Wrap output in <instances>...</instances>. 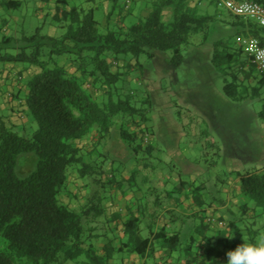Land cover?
<instances>
[{"label": "trees", "instance_id": "obj_1", "mask_svg": "<svg viewBox=\"0 0 264 264\" xmlns=\"http://www.w3.org/2000/svg\"><path fill=\"white\" fill-rule=\"evenodd\" d=\"M206 1L215 6L212 14L200 13L187 0H150L147 14L126 25L122 19L131 11L126 0L122 7L112 0L107 24L101 25L95 18L96 7L69 6L68 0H55L52 20L64 28L60 36L43 34L38 26L31 34L15 37L5 29L9 16L1 17L0 62L27 64L31 70L23 88L18 87L10 97L26 106L36 127L30 136L21 135L14 125L4 123L0 113V264H63L82 255L87 257L85 264H117L115 255L125 250L143 259L158 249L171 255L177 252V262L183 259L181 264H225L228 251L243 242L256 241L264 227V220L260 221L264 216V171L257 169L235 174L245 200L227 212L224 228H212L206 212L211 202L203 192L204 182L189 190L186 196L199 208L193 217L198 219L194 227L201 236L200 244L194 246L195 236L174 227L155 229L158 211L151 210L145 199H139L137 211L130 208L124 218L113 214V220L121 219L123 224L124 235L118 244H114L118 237L109 238L106 231L95 234L98 225L103 231L104 223L110 221L105 219L104 205L112 188L128 181L140 189L148 182L141 176L144 169H162L152 162L157 160L159 149L145 101L137 105L136 91L125 89L132 57L171 50L173 64L179 65L182 46L189 44L193 35L201 34L200 44L209 41L210 62L223 77L224 94L234 101L262 100L260 115L264 119V70L251 62L243 43L252 40L264 47V27L219 6L221 0ZM250 1L264 7V0ZM21 5L22 0H0L6 12ZM114 13L123 15L119 22L110 24ZM165 15H169L166 20ZM207 134L203 129L200 136ZM114 136L136 158L141 155L140 159L146 160L128 171L127 178L107 161L109 152L99 151V146L106 147ZM83 140L87 146L79 144ZM207 145L219 148L213 141ZM25 152L36 155V164L29 174L18 177L17 158ZM72 173L81 179L87 177L83 183L87 194L78 209L59 200L67 192ZM187 182L181 179L168 194ZM152 193L157 205L154 187ZM168 214L172 220L177 217L173 211ZM218 218L224 221L222 216Z\"/></svg>", "mask_w": 264, "mask_h": 264}, {"label": "rangeland", "instance_id": "obj_2", "mask_svg": "<svg viewBox=\"0 0 264 264\" xmlns=\"http://www.w3.org/2000/svg\"><path fill=\"white\" fill-rule=\"evenodd\" d=\"M102 1L99 0V3L94 4L88 0H68V5L78 4L84 8L96 7L95 18L103 25L106 10L111 8V1L107 3ZM149 1L136 0L132 4L131 14H127L125 17V24L136 23L144 17L148 11L147 2ZM38 2L39 0H22L20 7L8 12L10 17H15L10 22L9 34L15 37H20L22 33L31 34L38 26L42 27L41 32L43 34L51 36H60L64 32V28L53 22L48 6H43L40 9ZM123 3L124 0H118L119 7H122ZM214 11L215 6L212 4H207L206 11L203 10V6L199 7L200 13L212 14ZM168 17L169 15H165L164 19L166 20ZM201 39V34H195L190 38L189 44L182 46L183 60L179 65L173 64V52L171 50H155L154 56L151 57L146 53L141 54L137 59L132 57V67L128 68L127 75L129 82L125 84V89L133 88L136 91L137 105L140 106L141 101H145L143 105L147 108L150 125L153 126L156 134L161 136L156 142L157 149H159L157 160L152 161L151 159V161L161 167L164 172L173 175L180 173L185 179L188 178L187 175L189 174L195 175L192 174L195 171L198 172L196 175L199 180L209 181L211 179L212 183H219L218 178L226 181L230 177V175L225 174L228 164L236 168L248 169L262 156L264 142L254 139L253 134L260 129L262 120L260 110L263 107V102L260 99L234 101L224 94L223 77L216 72L210 62L209 41L200 44ZM128 57L131 58V56ZM0 65L6 67L12 65L15 69H20V77L16 81L22 86L25 85L31 72L27 64L0 62ZM121 65H123L122 62ZM14 73L10 72L12 78L16 77ZM3 91L4 89L0 92V100L3 95L6 96V99L10 97V93L3 94ZM5 92H7L6 89ZM23 92L19 96L22 99L24 97ZM14 101L15 120L6 119L4 110L0 107L3 121L7 126L14 125L12 128L19 134L30 136L36 124L26 106L23 103L20 104L17 98ZM182 126H184L183 134L179 131ZM198 126L200 130H207L219 147L218 149L210 148L207 145L210 141L201 140V137L197 147L189 145L190 141L195 143L193 130L194 127ZM84 139L90 141V138ZM99 151L102 153L109 152L107 161H112L114 168L122 170L125 174L137 165H141L142 162H146V160L140 159L141 155L136 158L131 149L116 136L109 139L106 147L99 146ZM35 164L36 155L34 153H21L17 158L15 173L18 177H24L34 169ZM191 171L192 173H189ZM72 175L75 174L72 173ZM72 175L69 177L67 192L60 195L59 200L72 209H78L85 201L84 198L87 194V190L83 187L87 177L79 178L77 182L71 183ZM140 180V178H136L139 184ZM130 183L128 181L123 182V185L112 188L108 192L109 201L115 211L118 208H124L125 202L122 194L136 190L135 187L130 186ZM210 213L207 211V215L211 216ZM105 219L103 217V222ZM262 220H264V216L260 221ZM107 224L104 223L106 229L104 228L103 231L99 229L98 225L95 228V234L106 231L109 238L118 237L114 243L118 244L122 238L121 235H118L120 227H114L116 224L111 222L113 227L111 225V228L107 229ZM261 233H264V227ZM96 241H99V237ZM91 243L94 244L95 239ZM193 245L197 244L193 243ZM2 246L3 243L0 240V248ZM95 248L97 253L98 248L96 246ZM195 248L193 247V250ZM131 254L125 250L115 256H125V260H129L133 257ZM173 255L175 256V254ZM132 261L134 260L131 258L129 262L132 263ZM86 262L87 257L82 255L77 260H67L63 264H85ZM117 264H123V261L119 260ZM170 264L178 263L174 261Z\"/></svg>", "mask_w": 264, "mask_h": 264}, {"label": "crops", "instance_id": "obj_3", "mask_svg": "<svg viewBox=\"0 0 264 264\" xmlns=\"http://www.w3.org/2000/svg\"><path fill=\"white\" fill-rule=\"evenodd\" d=\"M98 1V0H97ZM108 1L112 0H103L102 2L107 3ZM117 5L118 0H115ZM136 0H131V3L129 5V8L131 9L132 4ZM187 4L189 6H197L198 10L199 7L203 6V10L206 11L207 9V4H209L208 1L206 0H187ZM38 8H42L43 6H48V9L51 11V15L54 13V6H55V0H49L47 2L40 1L38 2ZM148 8V7H147ZM109 10H106V13ZM131 14V11L128 13ZM10 15V14H9ZM8 12L3 10V8L0 6V21L2 16L8 17ZM123 15V14H122ZM120 14L114 13L110 20L109 23H117L120 21V18L122 17ZM124 18L122 19L125 23V17L127 14H124ZM11 16V15H10ZM9 16V22L7 26H5L6 32H9V27H10V22L12 21L13 18L15 17H10ZM107 24V18L105 17V21L103 22V25ZM10 72H15L14 74H19L20 75V69L17 70L15 69L14 66L9 65H0V92L2 89L4 91L2 92L3 94H9L13 91H15L18 87H22L16 80V77L12 78L10 76ZM15 76V75H13ZM18 78V76H17ZM23 88V87H22ZM5 89L7 92H5ZM8 89V90H7ZM6 96H2L0 100V107L4 110V117L8 119L9 121H14L15 120V101L13 98L9 97L8 99L5 98ZM9 100V101H7ZM198 125V124H197ZM180 133L183 134L184 132V126L181 127V130H179ZM203 131V129L200 130L199 126L194 127L193 132H195V143H192L191 141L189 142V145H193V147H197L199 138L201 137L200 134ZM161 136H156V141L159 140ZM253 138L262 142H264V119L262 118L261 120V125L260 129L258 130L257 133L253 134ZM206 139L207 141H213L212 137L207 134L206 136H202L201 140ZM81 146H87L86 140H83L79 143ZM262 156L259 158V160L254 162V165L251 166V168H243V167H233L231 164H228L226 167V173L227 175H230L225 180L219 179V183H212V180L210 179L209 181L206 180H199L198 172L192 171L189 173L195 174V175H187L188 178L185 179L183 178L182 175H173L168 172H164L163 169L157 170V171H152L150 168H146L143 170V174L141 176H146L147 181L146 183L142 184L140 189H137L135 191H129L128 194H122L124 196V208H118L117 211L114 210L113 205L109 200L106 201L105 203V217L110 221H108L107 224V229L111 228V222H114L116 225L114 227H120L119 229V234L121 237H123V224L121 222V219L113 220V214L115 213H120V215L124 218L128 211L133 209L134 211L136 210V207L138 206L139 199H145L147 201V204L149 208L156 209L157 212V221L155 224V229H158L161 226H166L167 228L174 227L175 229L180 230L181 233L186 232L188 236H195L196 244H200L201 242V236L200 234H196L197 228L194 227L197 225V218H194L193 216L195 213L199 210L198 206H196L194 203H192L191 199H189L186 195L188 194L190 189H193L195 186L199 185L200 183L204 182L205 188L203 190L204 193H208L207 197V202H211V206H207L206 212H211V222H212V228H224L225 227V220L228 217L227 212L232 211L233 208H238L239 204L241 201L245 200L244 196L242 195L239 187V180L238 177L235 175L238 171H246L249 169H257V170H263L264 171V148L262 150ZM158 154V153H157ZM168 173V174H167ZM121 175L124 177L129 176V172L127 171L126 174L121 172ZM234 175V176H232ZM71 183L77 182L79 178L76 175H72ZM181 179L187 180L188 182L184 184L182 187L179 188L177 192L171 193V195L168 194L169 191H172L175 189L174 187L180 183ZM223 181V182H222ZM80 182V181H78ZM75 185V184H74ZM79 185V183H78ZM152 187H154L158 191V197H159V205L154 203V200L156 199L155 194L152 193ZM213 191L217 192L214 193ZM122 198V196H121ZM235 210V209H234ZM168 211H173L177 217L175 216L174 219L172 220L170 215L168 214ZM122 212V214H121ZM124 212V213H123ZM214 213V214H212ZM219 216H222L224 218V221L219 220ZM112 219V220H111ZM148 219H145V222H147ZM113 227V225H112ZM209 233V232H208ZM174 255H171L170 251L168 250H162L158 249L154 252L153 255L148 256L146 255L145 258L141 259L137 254L132 253L131 257L134 261L132 263L129 262V260H125V256H120L117 257L119 260L123 261V264H170L171 262H177V252L173 253ZM228 259V257H227ZM225 264L227 262L226 259H224ZM178 264L183 263V259L177 262Z\"/></svg>", "mask_w": 264, "mask_h": 264}, {"label": "built area", "instance_id": "obj_4", "mask_svg": "<svg viewBox=\"0 0 264 264\" xmlns=\"http://www.w3.org/2000/svg\"><path fill=\"white\" fill-rule=\"evenodd\" d=\"M131 0H126L128 7ZM219 6L229 10L232 14L244 18H251L260 26L264 27V7L254 1L243 0L239 3H232L229 1L221 0ZM245 50L250 57L251 62L256 64L258 70H264V47L257 46L252 40H244Z\"/></svg>", "mask_w": 264, "mask_h": 264}, {"label": "clouds", "instance_id": "obj_5", "mask_svg": "<svg viewBox=\"0 0 264 264\" xmlns=\"http://www.w3.org/2000/svg\"><path fill=\"white\" fill-rule=\"evenodd\" d=\"M224 236L233 238V235ZM226 255V264H264V233H261L254 243L243 242Z\"/></svg>", "mask_w": 264, "mask_h": 264}]
</instances>
